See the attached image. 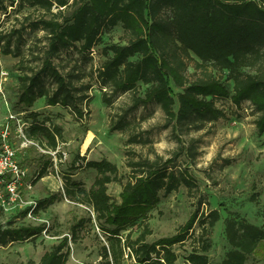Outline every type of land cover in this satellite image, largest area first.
Returning <instances> with one entry per match:
<instances>
[{
	"label": "rangeland",
	"instance_id": "rangeland-1",
	"mask_svg": "<svg viewBox=\"0 0 264 264\" xmlns=\"http://www.w3.org/2000/svg\"><path fill=\"white\" fill-rule=\"evenodd\" d=\"M0 7L5 8L0 11V133L7 132L6 144L21 169L15 196L6 190L11 176L0 181V224L42 230L34 240L0 247V264H39L41 257L65 237L70 254L66 264H103L104 247L109 249L110 242L101 231L93 209L64 195L70 180L86 191L91 189L97 173L86 167L88 161L107 160L118 167L121 183L112 182L108 186V193L116 203H120L123 186L130 179L128 159L148 157L158 158L162 163L172 161L175 173L193 182L192 190L182 185L167 196L160 194L161 202L152 210L148 221L152 232L147 237L149 243L175 236L194 214L217 210L220 220L212 229V248L207 256L209 264H221L231 250L225 236L228 218L237 216L264 229V134L257 130L260 113L250 102L237 106L230 99H217L215 105L225 117L201 127L168 124L159 105L147 104L127 116L132 123L127 133L111 132L110 115L123 114L134 102L131 93H113L105 87L98 75L100 67L112 55L109 48L128 41L123 28L116 26L103 30L100 44L90 53L79 52L76 45L61 50L51 59L59 72L75 74L79 81L75 85L84 88L76 94L82 102L79 108L83 110V120H77L68 109L48 106L44 98H39L33 107L24 108L18 103L19 77L41 72L48 56L49 33L36 24L42 18H53L58 9L47 12L32 5L30 0H0ZM72 11L69 8L64 15L70 16ZM8 45L11 53L6 55L3 51ZM189 65L187 72L191 80L211 72L233 94V82L226 71L210 67L196 69L195 61ZM45 86L56 90L55 83L47 78ZM139 86L137 96L143 97L147 86L141 83ZM171 87L177 111V94L182 89L173 83ZM105 93L109 105L103 103ZM34 120L62 129L56 151L43 149L27 139ZM130 135L137 136V143H128ZM2 150L0 138V154ZM51 198H55L53 204H49ZM73 227L77 228L75 242ZM130 231L136 238L141 225ZM127 234L128 231L122 233ZM190 234L185 243L173 247L178 255L175 264H189L187 258L198 247L201 234L198 223ZM122 264L137 263L124 256ZM246 264H264V241Z\"/></svg>",
	"mask_w": 264,
	"mask_h": 264
},
{
	"label": "trees",
	"instance_id": "trees-1",
	"mask_svg": "<svg viewBox=\"0 0 264 264\" xmlns=\"http://www.w3.org/2000/svg\"><path fill=\"white\" fill-rule=\"evenodd\" d=\"M30 1L47 12L56 8L58 14H53L51 19L42 18L36 24L49 33L48 56L41 72L19 77L18 103L24 108H31L39 98H44L48 106L68 109L77 120H83V110L79 108L82 102L76 94L84 88L75 85L79 82L75 74L59 72L51 59L61 50L76 45L79 52L90 53L100 44L105 28L121 26L128 41L109 48L112 55L100 67L98 75L113 93H131L134 102L123 114L110 115L111 132L127 133L132 124L127 116L147 104L159 105L168 124L201 127L224 118L215 101L230 99L237 106L250 102L255 107L260 113L257 130L264 134V0ZM69 8L73 11L65 16L64 11ZM1 10L5 8L0 7ZM3 53H11L9 45ZM190 61H195L196 69L210 67L226 71L233 82V94L211 72L191 80L187 72ZM246 69L251 72H245ZM46 78L55 83V91L45 86ZM140 83L147 86L143 97L137 96ZM172 83L182 89L177 94V111ZM103 103H110L106 93ZM31 114L35 118L36 114ZM62 133L58 126L48 127L34 120L27 139L54 152ZM137 141L135 135L128 138L129 144ZM127 165L131 174L123 186L120 203L114 202L108 193V186L112 182L121 183V177L118 167L107 160L86 162V167L97 173L89 191L71 180L65 185L64 195L91 207L101 231L108 236L110 248L104 247L103 264H122L124 256L133 258L137 264H175L178 255L173 247L185 243L196 223L201 228L198 247L187 261L209 264L207 253L212 248V229L220 220L219 211L194 214L175 236L149 243L147 237L152 232L148 221L152 210L161 202L160 194L167 196L182 185L192 190L194 184L175 173L172 161L162 163L158 158L146 157L128 159ZM138 225L141 231L133 238L130 230ZM41 232L37 228L0 224V247L34 240ZM76 236L77 228L73 227V242ZM225 236L231 250L221 264H246L264 241V229L231 216L225 222ZM68 245V238H63L41 257L39 264H66L70 255Z\"/></svg>",
	"mask_w": 264,
	"mask_h": 264
},
{
	"label": "built area",
	"instance_id": "built-area-1",
	"mask_svg": "<svg viewBox=\"0 0 264 264\" xmlns=\"http://www.w3.org/2000/svg\"><path fill=\"white\" fill-rule=\"evenodd\" d=\"M0 138L3 142V150L0 154V181L7 177L11 176V181L8 182L6 190L12 195L15 196V186L19 182L21 169L19 168L17 162L14 160V152L6 144L7 142V132L4 131L0 133ZM26 139V136H25Z\"/></svg>",
	"mask_w": 264,
	"mask_h": 264
}]
</instances>
